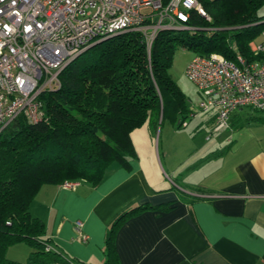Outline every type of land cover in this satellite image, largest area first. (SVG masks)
<instances>
[{"label":"trees","instance_id":"trees-1","mask_svg":"<svg viewBox=\"0 0 264 264\" xmlns=\"http://www.w3.org/2000/svg\"><path fill=\"white\" fill-rule=\"evenodd\" d=\"M197 1L210 20L191 12L194 32L160 31L149 53L137 32L99 40L61 71L60 86L39 95L40 121L29 123L20 115L0 132V264H15L5 252L20 242L31 249L26 264L75 263L53 248L30 204L43 185L73 180L96 186L111 163L127 167L135 156L134 129L147 124L154 131L165 116H180L176 126L184 124L190 109L168 74L176 49L232 58L235 43L253 58L248 44L264 30V17L256 13L264 0ZM232 25L237 27L226 28ZM146 208H129L115 219L105 240L104 264H121L117 229Z\"/></svg>","mask_w":264,"mask_h":264},{"label":"crops","instance_id":"crops-1","mask_svg":"<svg viewBox=\"0 0 264 264\" xmlns=\"http://www.w3.org/2000/svg\"><path fill=\"white\" fill-rule=\"evenodd\" d=\"M189 109L188 117L200 113L210 131H221L213 130L214 110ZM228 124L238 130L235 139L218 135L215 143L192 144L179 161L167 142L153 149L145 124L146 141L138 128L131 132L135 156L127 167L111 163L96 186L43 185L29 211L71 264H104L113 222L136 206L148 208L116 232L121 264H264V120L240 110Z\"/></svg>","mask_w":264,"mask_h":264},{"label":"built area","instance_id":"built-area-1","mask_svg":"<svg viewBox=\"0 0 264 264\" xmlns=\"http://www.w3.org/2000/svg\"><path fill=\"white\" fill-rule=\"evenodd\" d=\"M191 12L210 20L197 0H0V132L20 115L40 121L39 95L60 86L61 71L94 43L137 32L149 53L160 31L194 32ZM230 48L232 58L194 54L185 69L199 95L198 110L215 111V132L229 128L230 116L244 107L264 112V30L249 47L253 58L235 43Z\"/></svg>","mask_w":264,"mask_h":264},{"label":"rangeland","instance_id":"rangeland-1","mask_svg":"<svg viewBox=\"0 0 264 264\" xmlns=\"http://www.w3.org/2000/svg\"><path fill=\"white\" fill-rule=\"evenodd\" d=\"M256 13L257 16L264 17V3H262L256 8ZM232 26H228L226 28L234 29L235 26L237 27V25H234L233 27ZM182 32L186 35L191 33L187 30ZM259 36L260 34L257 35L254 40H251L248 46L250 47L253 41H258ZM193 55L194 53L192 51H189L185 48L176 49L173 55L171 66L168 71V74L173 80V82L183 92L186 99L187 107L189 106L191 107V109L197 108L199 102L198 92L195 86L188 80L185 74L186 66L193 57ZM242 110L243 113H251L252 116L256 117V119H259V121L264 120V112L262 111H254L250 107H244ZM199 114L187 117L184 124L180 127L176 126L178 119H180V116H176L175 120H172V118L169 116H165L164 119L160 121V124L157 129L154 131L151 129L150 131V134L153 137V149L156 150L155 146L158 143L162 144L164 142H167L171 145L170 148L173 161H179L177 159H180L181 157H187V147L192 144H198L199 146H201L205 143H215V141L218 140V135H224V137H231V140L235 139V137L237 136L238 130H234L233 128L231 130L228 128L227 130H221L219 133H213L212 131H210V128L206 126V123L202 121V119H200V117H203V115L199 116ZM244 115H242L243 118H245ZM145 128L146 127L143 126L138 127V134H140L141 138H143L142 136H144V139L146 141V134L143 131ZM207 135L209 136L208 140L205 139ZM220 147L222 148V146ZM161 172L164 176L162 170ZM30 252V246L20 242L8 246L5 252V256L9 260L14 261L15 264H26L25 262L29 257Z\"/></svg>","mask_w":264,"mask_h":264}]
</instances>
